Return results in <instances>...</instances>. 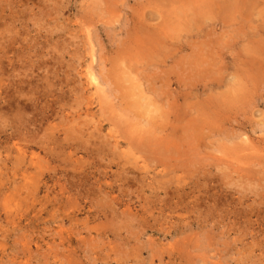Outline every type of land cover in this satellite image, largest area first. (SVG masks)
I'll return each mask as SVG.
<instances>
[{
    "label": "rangeland",
    "instance_id": "374dc122",
    "mask_svg": "<svg viewBox=\"0 0 264 264\" xmlns=\"http://www.w3.org/2000/svg\"><path fill=\"white\" fill-rule=\"evenodd\" d=\"M0 264H264V0H0Z\"/></svg>",
    "mask_w": 264,
    "mask_h": 264
}]
</instances>
